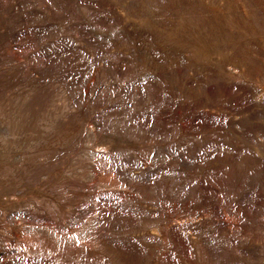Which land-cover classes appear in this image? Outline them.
<instances>
[{"label": "rangeland", "instance_id": "obj_1", "mask_svg": "<svg viewBox=\"0 0 264 264\" xmlns=\"http://www.w3.org/2000/svg\"><path fill=\"white\" fill-rule=\"evenodd\" d=\"M0 264H264V0H0Z\"/></svg>", "mask_w": 264, "mask_h": 264}]
</instances>
